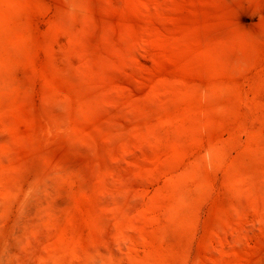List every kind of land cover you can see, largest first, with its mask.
Masks as SVG:
<instances>
[{"label":"rangeland","instance_id":"1","mask_svg":"<svg viewBox=\"0 0 264 264\" xmlns=\"http://www.w3.org/2000/svg\"><path fill=\"white\" fill-rule=\"evenodd\" d=\"M0 264H264V0H0Z\"/></svg>","mask_w":264,"mask_h":264}]
</instances>
